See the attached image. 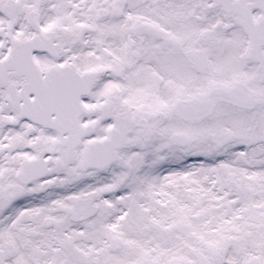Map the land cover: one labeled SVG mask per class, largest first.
<instances>
[{
	"label": "rangeland",
	"instance_id": "374dc122",
	"mask_svg": "<svg viewBox=\"0 0 264 264\" xmlns=\"http://www.w3.org/2000/svg\"><path fill=\"white\" fill-rule=\"evenodd\" d=\"M210 2L0 0V59L8 53L9 18L18 22L17 32H34L23 19L25 5L43 28L54 31L62 48L57 58L35 53V62L43 70L57 62H71L78 71L99 67L94 87L83 98L87 107L106 100L137 122L107 169H79L84 142L76 159L60 168L55 132L18 119L6 102L7 87L0 84V232L8 233L0 237V264H264V200L239 202L231 197L235 191L226 196L224 189L227 172L235 187L247 190L253 187L243 177L250 175L261 180L264 199V141L258 147L250 143V152L226 146V134L242 138L245 131L237 117L226 121L233 115L222 105L197 123L180 120L172 109L177 98L237 79L264 96V79L249 57L240 58L246 38L239 36L236 16L220 6L208 9ZM187 48L205 51V74L183 63ZM11 82L19 88L23 76ZM259 111H264V97ZM94 116L87 110L81 119ZM112 123L100 121L88 140L105 138ZM263 126V118L255 120L253 135L261 136ZM174 132H190L196 139L180 147L169 140ZM41 149L47 152V175L11 201L8 186L16 183L21 163ZM257 156L262 159L256 161ZM129 172L133 180L124 184ZM116 183L123 185L118 194L112 192ZM93 190L101 192L99 212L85 225L69 228L73 199ZM17 204L23 213L15 225L6 224ZM26 240L30 247L23 248Z\"/></svg>",
	"mask_w": 264,
	"mask_h": 264
},
{
	"label": "water",
	"instance_id": "95a60500",
	"mask_svg": "<svg viewBox=\"0 0 264 264\" xmlns=\"http://www.w3.org/2000/svg\"><path fill=\"white\" fill-rule=\"evenodd\" d=\"M254 6V5H251ZM244 7H248L247 5ZM245 23H249V20L244 21ZM244 23V24H245ZM257 34L254 33L252 35L251 44L255 41L254 36ZM258 40V37L256 38ZM23 43L15 44V47L22 46ZM37 44H27L26 49L28 53L32 50V48H36ZM197 53L190 52L187 53V56L193 61H196ZM12 56V55H11ZM23 65V64H22ZM22 65H20V70L25 72ZM27 70V78L30 80L29 85L23 90L24 93L33 92L35 94L34 99L31 102L26 104L28 110H30L34 115L37 117H49L50 114L55 113L56 117L52 119V123L60 122L62 128L69 129L76 119L78 113H73L71 108L75 105V101L78 96L82 93L81 90L84 87L85 92L88 91L90 84L94 79V72L88 73L91 77H81V83L79 80L73 78L72 74L76 75V73L71 69V71H66L63 69L61 71L60 68L53 70V72H48L45 79H41L39 74H34L30 68L31 63L27 56L25 63L23 65ZM62 72H66L68 77L67 78H58V74H62ZM25 74V73H24ZM5 74L0 76V80L4 81ZM77 76V75H76ZM53 79V80H52ZM236 86H230L225 88H211L208 92L197 97L193 101H182L176 104V109L180 116L184 119L189 120H198L200 118H204L208 114L211 113L212 109L214 108L215 104L218 101H229V102H237L239 96L236 93ZM10 92L12 93L14 90L12 87L9 88ZM81 92V93H80ZM18 94H22L19 92ZM74 114V115H73ZM44 118H41L42 120ZM74 129V128H71ZM173 139L177 140L178 142H183L187 136H173ZM65 140L68 145H71L69 142L74 140L71 137H67ZM98 146L96 144H90L87 148L92 152ZM77 208L82 207L81 203H84L82 200L77 202ZM81 205V206H80ZM75 207V208H76ZM83 208V207H82ZM88 210L92 213L94 211V207H88ZM89 212V213H90ZM88 213V214H89Z\"/></svg>",
	"mask_w": 264,
	"mask_h": 264
},
{
	"label": "flooded vegetation",
	"instance_id": "af4514ba",
	"mask_svg": "<svg viewBox=\"0 0 264 264\" xmlns=\"http://www.w3.org/2000/svg\"><path fill=\"white\" fill-rule=\"evenodd\" d=\"M231 3H233V2L231 1L230 4ZM0 6H1V3H0ZM221 6H222V9H223V11L225 13L234 14L236 16V19H237V22H238V30L240 31L239 36L241 37V36H243V34L245 35V32H244V30H243V28L241 26V17L239 15V13L236 12L235 6L232 5L231 8H230V11H226V9L224 8V6L222 4H221ZM22 9L24 11L23 19L26 22V24H28L29 27L32 29V26L30 25L29 21L27 20V17H28L27 10L29 8L24 5ZM35 16H37L36 13H35ZM251 18H252V21L254 23L259 22L261 19L264 18V10L263 9H260V8H254V9H252L251 10ZM37 20H38V17H37ZM17 23L18 22L16 21V19L9 18V24H8L9 25V30L7 32H5V34H6L7 37H9V40L10 41H11V39L13 37H17V38L25 37V38H28L30 35H33V33L32 34L23 35L22 31H19V29H18V32L16 31L17 29L14 30V27L13 26L16 25ZM14 31L16 32L17 35L15 33H13ZM44 33H45V35L47 37H49V36L53 37L54 36L53 35V30L52 31L51 30H48V31H45ZM244 38H246V35L244 36ZM244 44H246V43H244ZM9 49H8V52L10 51ZM259 50H260V52L264 53V46H260ZM244 55L246 57L252 58L253 61L256 62V63L254 62L256 66L253 63L252 64L254 65L255 68L257 67L259 69V63L255 60V56H254V52L253 51H249L248 53H246V48H245ZM244 55H241L240 58H245ZM226 106L228 108H230V109L238 110L241 113V117L239 119V124H240V126L242 128L241 130L245 131V135L242 137V139L251 137L253 139H256L259 142L260 141V136L259 135L254 136L253 135V131L251 130V128H252V125H253V123H254L255 120H259L261 117H264V111L256 112V110L258 109V107L260 105H256L252 109L238 108V107L236 108L235 106H231V105H228V104ZM86 122L81 121L82 124H85ZM134 195L136 196L137 194H134ZM239 196L244 201H248L249 199H251V196H249V191H247V190L242 191V193ZM100 206H101V204H100ZM81 222H83V221H81ZM72 225L73 224L71 222H69L68 227L71 228ZM78 225L79 226H83L85 224L78 222ZM88 231H89V229H88ZM35 235L36 236H40L41 233L40 232H36ZM25 245H30V244L29 243H26Z\"/></svg>",
	"mask_w": 264,
	"mask_h": 264
},
{
	"label": "bare ground",
	"instance_id": "6f19581e",
	"mask_svg": "<svg viewBox=\"0 0 264 264\" xmlns=\"http://www.w3.org/2000/svg\"><path fill=\"white\" fill-rule=\"evenodd\" d=\"M18 208H20V207H17V209ZM10 221H11V219L8 222H10ZM2 235H5V232H0V236H2Z\"/></svg>",
	"mask_w": 264,
	"mask_h": 264
}]
</instances>
